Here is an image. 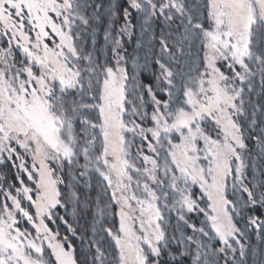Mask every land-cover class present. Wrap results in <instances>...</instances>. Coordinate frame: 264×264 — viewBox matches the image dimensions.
Wrapping results in <instances>:
<instances>
[{
	"label": "snow or ice",
	"instance_id": "snow-or-ice-1",
	"mask_svg": "<svg viewBox=\"0 0 264 264\" xmlns=\"http://www.w3.org/2000/svg\"><path fill=\"white\" fill-rule=\"evenodd\" d=\"M0 167V264H264V0H0Z\"/></svg>",
	"mask_w": 264,
	"mask_h": 264
},
{
	"label": "rangeland",
	"instance_id": "rangeland-1",
	"mask_svg": "<svg viewBox=\"0 0 264 264\" xmlns=\"http://www.w3.org/2000/svg\"><path fill=\"white\" fill-rule=\"evenodd\" d=\"M101 29H103V26H101ZM101 37H102V34L100 33V31L97 32V33H96V42H97V41H100V40H101ZM89 38H90L89 36L86 37L87 43L91 40V38H90V40H89ZM86 45H87V44H86ZM129 50H131V49H129ZM18 55H19V54H18ZM149 111H151V109H149ZM129 138L131 139V135H129ZM136 143L139 144L140 141L137 139V140H136ZM133 152H135V148H133ZM1 169H2V167H0V170H1ZM0 173L2 174V170H1ZM1 174H0V175H1ZM1 176H2V175H1ZM92 185H93L92 189H85V190H86V191H91V192H92V195L95 196V195H96V188H97V186H98V177L93 176V178H92ZM5 186H7V185H5ZM194 193H195V195L199 196V194H200V190H199L198 187H195V188H194ZM0 199H2V197H0ZM201 206H203V205H201ZM193 218L196 219L195 217H193ZM199 219H203V217L200 216ZM198 222H199V221L197 220V223H198ZM81 223H83V221H81ZM20 226L23 227V228H29V230H31L30 224L27 223V222H25L23 219H21V225H20ZM49 226H50V227H55L56 225L50 224ZM60 231H61L62 233H64L65 229L62 228V229H60ZM251 242H252V243H255V244H258V245L261 244V241L258 240V239L256 238L255 234H252V236H251ZM217 246H218V245H217Z\"/></svg>",
	"mask_w": 264,
	"mask_h": 264
},
{
	"label": "trees",
	"instance_id": "trees-1",
	"mask_svg": "<svg viewBox=\"0 0 264 264\" xmlns=\"http://www.w3.org/2000/svg\"><path fill=\"white\" fill-rule=\"evenodd\" d=\"M100 33L102 34V37H101V40L100 41H97L96 42V34H95V37H94V39H95V42H96V46H97V48H100L101 46H103V44H104V39H103V29H101L100 30ZM90 38H91V40H90V38H89V42L87 43V45H85L87 48H91V46H92V40H93V36H92V34L91 33H89V35H88ZM2 176L3 175H6L7 176V181L8 182H12V181H14V179H15V176H14V173H15V169H13V168H11V167H8V168H3L2 167ZM1 170H0V172H1ZM0 175V176H1ZM7 185V184H6ZM60 211V214H64V211H63V209H60L59 210ZM63 228V226H61L60 227V229H62ZM77 244L79 243L78 241L76 242ZM77 254L79 255L80 253H79V249H78V251H77Z\"/></svg>",
	"mask_w": 264,
	"mask_h": 264
}]
</instances>
